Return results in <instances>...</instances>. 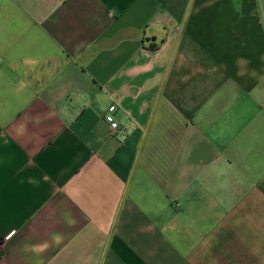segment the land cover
<instances>
[{"label":"crops","instance_id":"0c3cea01","mask_svg":"<svg viewBox=\"0 0 264 264\" xmlns=\"http://www.w3.org/2000/svg\"><path fill=\"white\" fill-rule=\"evenodd\" d=\"M0 264H264V0H0Z\"/></svg>","mask_w":264,"mask_h":264},{"label":"built area","instance_id":"2783aa9c","mask_svg":"<svg viewBox=\"0 0 264 264\" xmlns=\"http://www.w3.org/2000/svg\"><path fill=\"white\" fill-rule=\"evenodd\" d=\"M116 112L115 106H110L103 116V121L108 125L112 135H115L118 131V124L115 121L114 114Z\"/></svg>","mask_w":264,"mask_h":264},{"label":"clouds","instance_id":"9594fccd","mask_svg":"<svg viewBox=\"0 0 264 264\" xmlns=\"http://www.w3.org/2000/svg\"><path fill=\"white\" fill-rule=\"evenodd\" d=\"M60 239H61V237L59 235H55L53 237V241L56 242V243H58L60 241ZM34 247L39 248L41 251H43V250H45L48 247V244H47V242H45L42 245H37V246H34Z\"/></svg>","mask_w":264,"mask_h":264}]
</instances>
